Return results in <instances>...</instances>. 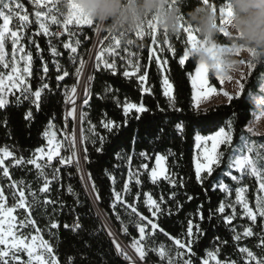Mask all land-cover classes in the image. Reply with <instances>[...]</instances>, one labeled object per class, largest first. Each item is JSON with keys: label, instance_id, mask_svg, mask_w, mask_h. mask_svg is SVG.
<instances>
[{"label": "trees", "instance_id": "1", "mask_svg": "<svg viewBox=\"0 0 264 264\" xmlns=\"http://www.w3.org/2000/svg\"><path fill=\"white\" fill-rule=\"evenodd\" d=\"M209 2L218 6L222 0H209ZM20 3L30 18V26L24 30L22 43L33 57L31 89L35 92L43 83H48L49 89L42 92L39 110L26 100L16 103V96L19 95L16 91H13L14 94L9 93V104L0 109V148L6 147L13 153V156L0 166V188L4 191L7 205L12 206L16 203L12 198V192L15 191L11 187L13 182L25 190L29 203L33 199L29 188L36 193L40 203L27 211L17 209L16 215L18 220L24 219L30 212V218L35 221V228L29 226L22 231L26 234H34L35 229L39 228L44 238L49 239L53 244L59 264H129L117 256L112 238L107 234L106 227L97 216L80 172L70 165H59L56 161L53 162L52 167L46 168L45 171L50 179L53 168L58 167L60 169L57 174L58 179L53 180L49 185L50 191L44 193L40 191L44 185L43 178H38L35 165L26 163L29 159H37L36 149L47 145L43 134L48 129L50 121L54 126L52 130L56 133L64 130L74 131V121L65 120L66 104L63 90L65 87L77 84L75 69L79 67L80 60L85 61L89 58L90 50L97 38L94 31L95 25L92 28H84L82 34L48 37L40 31L35 20L34 3L30 0H20ZM59 7L66 12L62 3ZM41 10L46 11V9ZM61 26L62 24L55 26L54 32L57 33ZM106 35L105 32L104 36ZM131 38L135 41L132 45L121 43L115 53L116 72L105 69L92 70L89 105L84 108V111L88 112V120L96 126V132L107 137L103 153L95 152L91 143H86L84 146L88 148L91 160V163L86 165V170L91 173V182L95 183L97 189L95 193L96 196L99 195L97 201L100 207L119 236L126 241L123 238L122 240L128 243L139 238L138 229L128 223L130 219H138L135 215L130 216L129 205L135 207L140 216L145 217L141 223L148 228L147 234L154 233L152 239L148 240V244L156 248L164 244L166 249L171 248L173 252L177 248L175 240H180L187 245L188 221L191 219L193 233L197 234V225L202 233V235L197 234L199 240L193 245L196 255L191 258L194 264H202L209 250L219 251L218 258L221 264H249L247 255L239 251L240 247L248 248L258 258L264 257L262 220L258 219L255 225L248 219L237 222L245 228L252 226L254 234L235 241L232 225L223 219L225 216H230L231 211L218 212L219 206L226 199L225 193L219 187L221 182L231 189L232 199H235V188L246 187L247 198L251 206L254 205L258 187L255 179L245 177L241 184H237L226 173L231 171L233 175L239 176L234 169H229L232 148L241 145L243 141L241 137L249 136L246 128L254 114L264 109L258 107L255 99L264 81V65H257V68L252 70V75L243 80L245 90L240 97L233 96L228 103L214 105L207 109H196L193 107L189 75L195 72L196 64L189 58L184 66L179 65V57L183 54L185 47L186 34L180 35L179 39L176 36L168 37L169 44L176 52L173 56L172 52L165 50L163 57L168 62L167 74L173 84L176 108L181 109V111H174L169 107L168 98L163 95L162 74L151 54L153 44L151 37L145 35L141 39L132 34ZM70 39H79L82 45L81 56L75 62L70 59L73 57L70 51L64 48V44ZM220 40L222 44L228 43V38L223 37L222 34ZM53 48L59 55L53 53ZM57 63L60 65L59 70L56 68ZM45 65L48 68L46 74L43 70ZM129 65L138 67L141 75L147 73L149 93L143 91L136 78L124 76ZM2 70L3 68L0 67V71ZM64 71H67L69 75L62 81H58L56 77L62 75ZM210 82L213 86L219 87L218 81L211 74ZM125 103H143L148 111L141 114L139 121L132 118L127 126H123ZM29 111L32 112V117L26 120L25 116ZM229 119L233 120V145L221 146V151L225 154L220 167L215 169L212 177L204 174L203 182H198L195 177L193 159L196 152L195 136L211 134L212 130L226 126ZM104 120H112L122 125L119 134L109 135L101 125ZM178 123L183 125L182 133L176 130L175 126ZM252 138L258 143H264V136ZM141 152L147 153V158L142 157ZM117 154H120V158ZM157 154L166 157L167 176L175 182L174 184L164 178L158 179L155 183L151 181L150 172L155 166ZM129 157H131L130 163ZM20 158H23L25 163L16 165L15 161ZM37 162L44 163L39 160ZM143 164L148 165L147 170L141 167ZM3 167L9 169L10 178L3 176ZM105 170L115 178V184L106 175ZM137 170H139L140 184L135 183V178L129 181V171L135 173ZM222 173L225 175L222 176ZM20 181L24 183L20 184ZM125 183H129L128 192H124ZM69 184L73 187L74 194H68ZM113 190L121 193L122 203L115 201ZM145 193L150 194L160 205L162 214L157 213L156 219L153 218L151 210L145 203ZM45 200H51L53 203L45 204ZM210 216L211 219H209ZM77 218L81 228L73 231L71 226ZM149 220L158 225L155 230L151 228ZM50 222L58 224L57 229H51L57 233L58 239L48 235ZM65 224L70 227L65 228ZM123 226L129 228L128 234L122 230ZM182 251L187 258L189 255L187 247ZM69 257L73 259L69 261ZM145 262L146 264H166V260H162L158 252H148ZM251 264L255 262L252 261Z\"/></svg>", "mask_w": 264, "mask_h": 264}, {"label": "snow or ice", "instance_id": "2", "mask_svg": "<svg viewBox=\"0 0 264 264\" xmlns=\"http://www.w3.org/2000/svg\"><path fill=\"white\" fill-rule=\"evenodd\" d=\"M35 5V20L39 25V29L45 35H59V33H50L49 25H60L62 24L64 27V31L69 34V36H74L75 33L69 29L70 25H74L77 28H81L82 26H87L89 28L93 27V22L88 17L84 16L82 13L75 11L70 6L67 10V14L61 10L59 5L62 3V0H32ZM205 4L209 3V0H203ZM213 11L217 10L216 4H212ZM41 9H46V11H42ZM220 14V31L223 37L228 38V25L230 24V11L221 6L219 8ZM62 17V19H60ZM13 20L17 21V27L15 30L11 27V23ZM30 26V18L29 14L26 10L23 9L20 0H0V67H2L6 71H0V109L5 108L9 104L8 95L9 93H13V90L19 92V95L16 96V103H21L23 101H29L34 104L39 110L40 102L42 99V92L44 90L49 89L48 83H43L39 90L35 92L32 91L30 84L28 83V78L32 77V61L33 57L30 52H25V48L21 45V40L23 38V30ZM94 31L97 35L101 33L98 27H94ZM159 31L158 25L154 20H148L146 24L140 27V29L135 33V35L141 39L145 35L151 37L152 43H157V33ZM183 33L186 34V40L184 41L185 47L183 50V54L179 57V65L184 66L186 61H189L188 56V48L196 47L199 44V38L195 34V32L191 29V27H184ZM164 44L168 45L167 51L172 52L173 56H175L176 50L169 44L167 34L164 35ZM179 39V35L176 36ZM11 41L12 46V58L8 60L6 58L7 54L5 51L6 43L9 40ZM104 41H109L107 47H101L99 49L98 54L95 57L96 63L95 68L97 70L100 69L101 64L104 65L105 68H114V64L108 63L106 59H103L105 53L113 52L116 48L121 45V39L117 36H113L110 33H107L106 36L103 37V40H100L99 43L101 45L104 44ZM75 44L79 46L80 40L76 39ZM132 41L128 42V45H132ZM227 43H224L226 45ZM19 45V47H18ZM77 46H73L71 43H65L64 48L70 49L72 54L77 53ZM160 51H164L165 49L161 47ZM17 53H21L17 57ZM53 53L55 55H59L56 52L55 48H53ZM239 56V50L235 53ZM70 59L75 62V57H70ZM21 62H23V67H21ZM156 63L161 64L159 57L156 58ZM167 60L163 61L161 64V69L163 70V65H166ZM241 64L246 65L247 72L240 71L239 78H235V84L237 87L236 96L240 97L241 94L245 90V83H242V80H245L247 77L252 75V70L257 68V65H253L250 61L241 60ZM264 65V64H261ZM215 74H212V71L209 69L207 65H197L195 67L194 74L190 75L191 80V89H192V99L194 101L193 107L199 109L200 103L202 100L207 99L210 96L218 95L217 88L210 83L209 77L210 74L215 77V79L219 82L220 85H223L225 81H233V77L230 75H225V70L222 64L217 63L212 66ZM57 70L60 69V65L56 64ZM84 69V61L80 60V66L76 67L75 75L77 77V85L71 87V89L65 88V104L70 106L66 111L65 120L68 117H72L74 121H78L81 125L87 121L89 128L88 135L85 133V130L81 128V135L79 137V142L91 143L94 147L95 152L103 153L105 150V145L107 143V137L103 135H99L96 132V126L91 124V121L88 120V112L84 111V108L89 105L90 99V86L89 81L93 79L92 76L87 77L82 84L84 89V96L81 105H77V86L81 85L80 77L83 73ZM44 73L48 72V68L44 66ZM69 73L67 71L63 72V75H58L56 79L58 81H62ZM129 73L124 72V76L127 77ZM147 73L139 77L140 81H145ZM163 86V95L168 98L169 107L174 111H181V109L176 108V99L173 95V84L170 83L167 75L163 77L162 80ZM143 91L147 92L150 89H143ZM222 91V90H221ZM14 94V93H13ZM223 96L227 97L229 101L233 99V96L230 95L227 91H222ZM264 100V97H261ZM148 109L145 107L143 103H125L123 107L124 121L123 126H127L129 120L134 118L137 121L141 119V114L147 112ZM163 111V110H162ZM131 114V115H130ZM106 115V114H105ZM261 116H264V111L261 112V115L256 117V120H260ZM32 117V112L29 111L25 119H30ZM102 127L107 131L109 135H118L121 131L122 125L117 124L112 120H104L101 122ZM53 124L50 121L48 129L44 132V137L47 140V146L36 149L35 154H39L37 159H29L26 161L27 164L35 165L37 169L38 178H43L44 185L40 189L41 192H49V185L53 180L58 179V173L60 169L58 167L53 168V172L51 178L49 179L45 169L48 167H52V161L54 158H58L56 163L59 165H70L74 167L78 172L81 173V179L87 177L88 180H91V173L85 171V166L91 163L88 148L85 147L83 149V155H77V137L75 133L65 134L63 139L57 138V133L53 131ZM176 130L178 132H183V125L176 124ZM233 120L229 119L226 123V126L219 127L218 130H212L211 134L205 135H196L195 136V147L197 149V154L193 158L194 159V167H195V177L198 182H203L202 174H206L207 177H212L215 169L219 168L222 162V158L224 156V151H221V146H232L233 145ZM247 133L250 135L248 137H241L243 143L232 148L231 155L229 158V169H234L239 173V176L233 175L231 171L226 173V175L230 176L232 181L237 182V184H241L245 177L254 178L258 187L256 188L257 195L255 196L254 205L250 206L249 200L246 198L245 193L248 191L246 187L240 186L235 188V201L230 202L227 207L232 208V215L225 216L223 219L226 223L231 224L232 220L235 218L236 214V205H239L243 210V215L247 217L249 221L252 222L253 225L257 222L258 219L264 221V143H258L257 140L252 137L257 136L254 133V130L251 126L247 127ZM69 135L71 139H69ZM65 142H68L69 147L65 149ZM63 151H68L70 154L65 156L62 155ZM0 153H2V157H0V166L4 165L5 158L13 156V153L9 151L6 147L0 148ZM34 154V155H35ZM118 158H120V154H117ZM140 155L142 157L147 158V153L141 152ZM44 159V163H38V159ZM131 161V157H129V163ZM166 157L161 154H157L155 156V167L151 169L150 178L153 183H155L160 177H163L166 180H170L169 176H167L166 168H165ZM25 163L23 158L17 159L15 161L16 165H21ZM145 170L148 169L147 164L141 165ZM106 175L109 176V179L115 184V178L111 176L105 170ZM222 176L225 174H221ZM3 176L10 178L9 169L7 167H3ZM135 178V183L140 184L141 180L139 179V170L133 173L129 171V181ZM23 184V181L19 182ZM170 183H175L170 180ZM11 187L15 189L12 192V198L16 201V203L12 206L7 205L6 197L2 188H0V264H59L58 257L54 250L53 244L49 239H45L41 234V230L39 228L35 229V233L26 234L22 231L29 226L35 228V221L30 218V212L27 217L24 219L17 218L16 213L17 209L28 210L31 207L36 206L40 203L39 199L36 196L35 192H32L29 188V192L32 195L33 199L31 203H29L26 199L25 190L23 188H19L16 182H13ZM220 190L225 193H229L231 189L221 182L219 184ZM91 191L97 192L95 183L93 182L91 185ZM129 191V183H125L124 192ZM18 192V195H17ZM68 194H74L73 187L69 184L67 187ZM113 194L116 202H123V198L120 192H115L113 190ZM139 195V194H137ZM147 205H150V210L154 209L152 212L153 216H156L157 213H161L160 205L156 200L152 198L150 194L145 193ZM96 199H99V195L97 194ZM161 199H163L161 197ZM191 199V197H189ZM45 204L53 203L51 200H45ZM77 203H79V199L77 198ZM115 207V204H113ZM130 216L135 215L138 219H130L129 224L138 229L139 239H133L130 248L133 250L130 252L128 247H122V245L117 242L116 235L112 231H108V235L112 237V243L115 245V251L117 256L121 257L124 261L129 262V264H140L141 261H145L148 252H158L159 257L162 260H166V264H194L192 256H195L196 253L193 250V245L197 243L199 240V235H202L199 225L196 226V233H193V224L192 220L188 221L187 228V236L189 237L187 245L181 243L180 240H175V245L177 248L173 252L171 248L166 249L164 244H160L159 248L152 247L148 244V240L152 239L154 233L149 235L146 233V226L141 223L145 217L140 216L137 212V209L131 205ZM226 205L221 203L218 208L219 213H225ZM162 214V213H161ZM203 219V216H201ZM211 219V216L209 217ZM151 224V228L155 230L158 225L156 223H152L151 220L148 221ZM104 227H107V222H104ZM65 228H69L70 226L65 224ZM72 230L75 231L81 228V224L79 222V218L75 221V223L71 226ZM264 227V225H262ZM58 224L55 222H50V230L48 235L50 237L57 238V233L51 231V229H57ZM122 230L125 234L129 233V228L127 226H123ZM163 231V229H161ZM235 233V229H233ZM253 233V227L249 226L244 228L243 237H250ZM242 236L239 233L234 235L235 241H240ZM155 241L153 240V244ZM187 247V253L189 254L187 258H185L186 254L182 249ZM239 251L242 254L247 255L249 259V264L252 261L255 264H264V257H257L254 255L252 251H250L246 247H240ZM219 255L218 250H209L206 252V257L203 259L202 264H210V261H215V264H221V261L217 259ZM138 257V259H136ZM73 258L69 257V261Z\"/></svg>", "mask_w": 264, "mask_h": 264}, {"label": "clouds", "instance_id": "3", "mask_svg": "<svg viewBox=\"0 0 264 264\" xmlns=\"http://www.w3.org/2000/svg\"><path fill=\"white\" fill-rule=\"evenodd\" d=\"M212 4L203 0H62L65 14L71 6L91 19L101 32L117 36L124 44L134 43L131 35L148 20H154L168 37L180 36L184 27L190 26L199 44L188 48V56L197 65H207L212 74V66L217 63L233 79L246 67L241 60L264 64V0H222L215 12ZM221 6L231 13L226 45L220 40ZM251 128L257 136H264V119L255 120Z\"/></svg>", "mask_w": 264, "mask_h": 264}, {"label": "rangeland", "instance_id": "4", "mask_svg": "<svg viewBox=\"0 0 264 264\" xmlns=\"http://www.w3.org/2000/svg\"><path fill=\"white\" fill-rule=\"evenodd\" d=\"M30 1H32V0H30ZM24 9V8H23ZM25 10V9H24ZM55 26H57V25H49V31H50V33H55L54 32V30H53V28L55 27ZM11 27L13 28V30H15L16 29V27H17V21H15V20H13V22L11 23ZM84 28H89V27H87V26H82L81 28H77L76 26H74V25H70L69 26V29L72 31V32H74L75 34H76V32H77V30H80V29H84ZM25 30V29H24ZM24 30H23V35H24ZM41 31V30H40ZM42 32V31H41ZM43 33V32H42ZM57 33H59V35L61 36V35H69L67 32H65L64 31V27H63V25L61 26V28L59 29V31L57 32ZM44 34V33H43ZM104 34H105V32H103L102 33V37H101V40H103V37H104ZM46 36H48V37H53L54 35H46ZM96 36H97V34H96ZM164 39H165V36H164V34H162L161 33V31L159 30L158 31V33H157V43L156 44H152V48H151V54H152V56H153V58L156 60V58L157 57H159V59H160V61H161V64H163V61H165V59H164V57H163V53H164V51L165 50H167V48H168V45L167 44H164ZM96 40V39H95ZM169 42V41H168ZM68 43H71L73 46H77L76 44H75V40H73V39H70V41L68 42ZM94 44H95V42H94ZM108 44H109V41H104V44L103 45H101L100 43H99V47H98V50H97V53H96V55L98 54V52H99V49L101 48V47H107L108 46ZM21 45H23V47L25 48V52L27 53L28 51L26 50V47L24 46V44L22 43V40H21ZM94 46V45H93ZM121 46V45H120ZM120 46L118 47V48H116L113 52H110V53H105V56L103 57V59H106L107 61H108V63H111V64H114V68H105L104 67V65L103 64H101V67H100V69H105V70H110V71H114V72H116V65H115V63H114V58H115V53H116V51L120 48ZM18 47H19V45H18ZM161 47H163L165 50L164 51H160L159 49L161 48ZM93 48V47H92ZM69 51H70V49H68ZM81 50H82V45H81V41H80V44H79V46H77V53H75V54H72L71 53V51H70V53L73 55V57H75V60L77 59V58H80V56H81ZM5 51H6V54H7V56H6V58L8 59V60H11V58H12V46H11V41H10V38H9V40L7 41V43H6V47H5ZM90 51H92V49L90 50ZM90 54H91V52H90ZM19 55H22L21 53H17V57L19 56ZM89 57H90V55H89ZM96 57V56H95ZM89 59V58H88ZM88 59L87 60H85L84 61V68H85V66H86V64H87V61H88ZM95 63H96V60H95V62H94V64H93V68H92V70H94V69H96L95 68ZM161 64H158V66H159V68H160V71H161V74H162V80H163V77L165 76V75H167L168 76V63L166 64V65H163V70L161 69ZM79 66H80V64H79ZM21 67H23V62H21ZM2 71H6V70H2ZM128 73H129V75L127 76V77H134V78H136L139 82H140V84H141V86H142V89H149L148 88V86H147V79H145V81H140V79H139V77L140 76H142L141 74H140V70H139V68L138 67H136V66H134V65H129V67L127 68V70H126ZM241 71H243V72H247V68L246 67H242V69H241ZM83 72H84V69H83ZM92 72V71H91ZM83 74V73H82ZM194 74V73H193ZM63 75V74H62ZM67 77V76H66ZM65 77V78H66ZM81 77H82V75H81ZM81 77H80V80H81ZM64 78V79H65ZM236 78H239V76H237ZM31 79H32V77H29L28 78V83L30 84V81H31ZM209 80H210V77H209ZM170 81V80H169ZM91 82V81H90ZM241 82H243V80L241 81ZM171 83V82H170ZM211 83V82H210ZM219 83V82H218ZM77 85V84H76ZM31 86V85H30ZM71 87L72 86H69V87H65V88H68V89H71ZM78 87L79 86H77V90H78ZM215 87V86H214ZM65 88H64V90H63V92H65ZM217 88V87H216ZM227 91L230 95H232V96H236V93H237V87H236V84H235V79L233 80V81H231V82H229V81H225V83L223 84V85H220L219 84V87L217 88V91H218V95H213V96H210V97H208L207 99H205V100H202L201 101V103H200V107H199V109H207V108H209V107H212V106H214V105H219V104H222V103H228L229 102V100L227 99V97H225V96H223V94H222V91ZM13 91H15V90H13ZM145 92V91H144ZM145 93H149V91H147V92H145ZM261 97H264V81H263V83H262V85H261V87H260V89H259V93H258V95H256L255 96V99H256V102H257V104H258V107L259 108H264V100H262L261 99ZM77 103V102H76ZM81 104H82V102H81ZM81 104H79V105H81ZM78 105V106H79ZM70 106H68V105H66V109H65V113H66V111L68 110V108H69ZM262 111H264V109H262L260 112H258V113H255L254 114V116H253V119H252V121L250 122V124L248 125V127L249 126H251L252 125V123L256 120V117L257 116H259V115H261V112ZM68 120H72V121H74L73 120V118L72 117H68L67 118ZM261 119H264V116H261ZM74 123H75V129H74V131H69V130H64V131H60V132H58L57 133V138L58 139H63V137H64V135L65 134H71V133H75V135H76V137H80V135H81V128H83L84 130H85V133L86 134H91V133H88V128H89V126H88V123L87 122H85V123H83L82 125L78 122V121H74ZM77 123H78V125H77ZM86 123H87V128H86ZM247 129V128H246ZM247 132V131H246ZM248 135H250L249 133H247ZM69 139H71V136L69 135ZM77 141H78V143H77V155L78 156H80V155H83V149H84V146H85V142H79V138H77ZM242 143H243V141H242ZM241 143V144H242ZM47 146V145H46ZM45 146V147H46ZM69 147V144H68V142H65V149H67ZM79 147H81V149H82V154H81V152H79ZM70 153L68 152V151H63L62 152V155H65V156H67V155H69ZM196 154H197V149H196V152H195V156H196ZM2 153H0V157H2ZM39 154H37V156H38ZM10 157H7V158H5V161L7 160V159H9ZM44 159H46V157L45 158H43V159H38L39 161H42V162H44ZM58 158H54V160L52 161V163L53 162H55L56 160H57ZM5 163V162H4ZM3 166V165H2ZM155 167V166H154ZM165 168H166V175H167V167H166V162H165ZM203 175L204 174H202V177H203ZM161 178H163V177H160L159 179H161ZM83 181H84V185H85V188L87 187L88 188V186H90L91 187V185H92V182H91V184H89V180L88 179H83ZM88 183V184H87ZM89 191V190H88ZM94 193V192H93ZM225 193V192H224ZM95 194V193H94ZM225 195H226V199H225V202H224V204L226 205V208H225V212L227 211V210H229V211H231V215L233 214L232 213V208L231 207H227V205L230 203V202H234L235 201V199H232V197H231V192H229V193H225ZM245 195H246V198H247V192L245 193ZM96 196V195H95ZM248 199V198H247ZM119 203V202H118ZM250 206H251V204H250ZM148 207H149V209H150V205H148ZM154 211V209H152L151 210V212H153ZM15 215H16V213H14ZM230 215V216H231ZM153 218H157V215L156 216H153ZM99 219H100V217H99ZM242 219H247V217H245L244 215H243V210L240 208V206L239 205H236V214H235V218L232 220V223H231V225H232V229H235V234L236 233H239L241 236H242V234H243V230H244V228L245 227H243L240 223H238L237 224V222H240V220H242ZM101 221H102V219H100ZM152 223H154V222H152ZM151 225V224H150ZM263 225H264V221H263ZM106 229H107V231H109L108 230V228L106 227ZM147 230H148V228L146 227V233H147ZM121 237V236H120ZM112 238V237H111ZM121 238H123V237H121ZM242 238H244L243 236H242ZM124 239V238H123ZM139 239V238H138ZM125 240V239H124ZM126 241V240H125ZM132 242V241H131ZM131 242H126V244H128L129 246H130V244H131ZM246 254V253H245ZM217 259H219L218 257H217ZM249 260V259H248ZM143 262V264H146V262L145 261H142ZM210 264H215V261H210ZM229 264H235V263H229Z\"/></svg>", "mask_w": 264, "mask_h": 264}, {"label": "bare ground", "instance_id": "5", "mask_svg": "<svg viewBox=\"0 0 264 264\" xmlns=\"http://www.w3.org/2000/svg\"><path fill=\"white\" fill-rule=\"evenodd\" d=\"M102 33L101 32L99 35H97L96 37V41H95V44L92 48V51H91V54H90V57L87 61V64L84 68V72L82 74V77H81V85L78 87V90H77V105L81 104L82 100H83V96H84V89H83V82L85 80H87V77L91 76V71H92V68H93V64L95 62V56H96V53H97V50H98V47H99V41L101 40V37H102ZM89 84H90V81H89ZM82 156V155H80ZM85 179H87V177H85ZM88 184V183H87ZM88 190H89V193L94 201V203L96 204V207H97V210H98V216L100 217V219H102L103 222H107V228L109 231H112L115 235H116V239H117V242H119L122 247H128V250L130 252H132L133 250L129 247L128 244H126V242L124 240H122V238L119 236V234L117 233V231L111 226L107 216L105 215V213L99 208L98 206V201L96 199V196L95 194L91 191V187L88 186ZM136 259H138V257H136ZM140 264H143V262L141 261Z\"/></svg>", "mask_w": 264, "mask_h": 264}, {"label": "water", "instance_id": "6", "mask_svg": "<svg viewBox=\"0 0 264 264\" xmlns=\"http://www.w3.org/2000/svg\"><path fill=\"white\" fill-rule=\"evenodd\" d=\"M89 86L91 87V82H90V84H89ZM77 125H78V123H77ZM77 138H79V136L77 137ZM79 152H81V154H82V149H81V147H79ZM85 171L87 172V170H86V166H85ZM89 184H91V180H89ZM86 190H87V192H88V195H89V197H90V199H91V201H92V203H93V205H94V208H95V210H96V213H97V216H98V210H97V207H96V204L94 203V201H93V199H92V197H91V195H90V193H89V191H88V188L86 187ZM95 195H96V193H95ZM98 206H99V208L102 210V208L100 207V205H99V201H98ZM103 211V210H102ZM104 212V211H103ZM105 213V212H104ZM106 214V213H105ZM107 216V215H106ZM98 218H99V216H98ZM107 218H108V216H107ZM108 220H109V218H108ZM109 222H110V220H109ZM102 223L104 224V222L102 221ZM110 224H111V226L114 228V226H113V224L110 222ZM115 229V228H114ZM116 230V229H115ZM117 231V230H116Z\"/></svg>", "mask_w": 264, "mask_h": 264}, {"label": "built area", "instance_id": "7", "mask_svg": "<svg viewBox=\"0 0 264 264\" xmlns=\"http://www.w3.org/2000/svg\"><path fill=\"white\" fill-rule=\"evenodd\" d=\"M83 29L77 30L76 34H82L83 33Z\"/></svg>", "mask_w": 264, "mask_h": 264}]
</instances>
